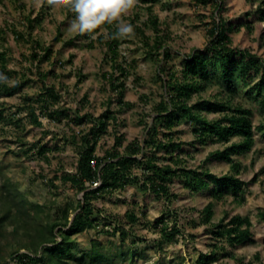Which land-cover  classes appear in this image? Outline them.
Here are the masks:
<instances>
[{
	"label": "rangeland",
	"instance_id": "rangeland-1",
	"mask_svg": "<svg viewBox=\"0 0 264 264\" xmlns=\"http://www.w3.org/2000/svg\"><path fill=\"white\" fill-rule=\"evenodd\" d=\"M220 1V15L228 23L240 26L238 30L228 32L232 45L249 48L264 57V21L255 12L260 0ZM21 2L25 5L15 0L0 1V30L3 31L0 34L4 36L0 39V50L6 52V66L13 70L9 81L20 84L15 93L0 95V107L4 111V118L0 120V182L8 179L9 184L31 203L44 205L42 218L58 217L65 207L71 219L79 202H82V191L70 182H63L59 176L75 170L78 149L71 142V136L78 135L80 130L91 124L90 121L79 122L77 115L89 112L98 116L109 108L117 116L118 131L114 130L112 122L108 124L106 132L98 140V154L113 145L114 136L118 133H123V143L133 138L142 140L144 122L152 121V105L164 92L157 76L159 61L146 51L139 35L118 37L116 62L122 63L128 71L123 99L130 103L121 106L117 102V92L104 77L113 68L110 52L103 43L108 37L107 28L102 26L88 38L80 36L68 42L78 33L69 30L75 14L70 13L67 7L53 8L47 0ZM152 11L163 31L168 32L166 42L171 57L167 59L166 66L175 70L179 69L184 55L206 44L207 22L213 16L218 18L213 5H201L196 0H157ZM29 12L32 17L43 14L32 35L43 46L51 47L48 59L41 58L42 51L34 48V41L27 34L25 15ZM123 19L139 25L145 34L154 35L144 3L137 0ZM33 52L38 53L37 58H33ZM43 73L47 75L43 76ZM119 73L120 70H114L115 75ZM44 81L53 85L60 95L50 109L61 110L51 118L47 111L36 107L41 123L35 124L23 109L24 100L26 97L35 99L44 92ZM217 90L218 85L211 82L201 95L214 96ZM141 95L144 96L142 99ZM196 98L194 95L192 100ZM232 99L252 109L254 144L250 150L232 155L241 163L238 176L246 181L242 185L244 199L238 202L230 193L213 199L208 190L190 194L179 179H174L170 186V192L177 195L169 199L141 190L135 184H127L93 200L95 211L100 210L105 215L103 218L108 231L101 229L104 221L100 220L98 227H88L71 235V251L75 255L84 254V260L79 264H195L199 252L209 251L214 244H224L229 255L218 251L210 264H241L246 261L264 264V218L259 216V211H264V109L260 107L258 98L240 89ZM34 104L38 106L41 102ZM207 114L209 117L220 116V113L211 111ZM175 130L178 131L175 136L180 140H193L188 121L182 120ZM236 139L185 143L182 156L190 166L204 165L212 172L228 173L232 171L228 162L215 157L206 160V157ZM40 146L45 147V152L40 151ZM163 154V149L158 150V155ZM209 200L214 202L213 224L236 213L248 215L254 241L230 244L225 238L214 236L210 225L200 218V210ZM129 212H133L137 219L132 220ZM162 217L163 222L159 221ZM163 223L168 225L166 231L162 230ZM114 225L118 227L113 229ZM173 225L180 231L171 237L167 232ZM2 241L0 254L8 260L10 251L19 242L11 245L6 239ZM94 251L103 254L104 258L92 260L89 254ZM257 252L259 256L256 258ZM76 263L68 258L66 263L44 261L39 264Z\"/></svg>",
	"mask_w": 264,
	"mask_h": 264
},
{
	"label": "trees",
	"instance_id": "trees-1",
	"mask_svg": "<svg viewBox=\"0 0 264 264\" xmlns=\"http://www.w3.org/2000/svg\"><path fill=\"white\" fill-rule=\"evenodd\" d=\"M2 1V0H0ZM23 6L21 0H15ZM157 0H138L144 3L148 12V21L152 25L154 35L151 37L134 23V33L141 37V43L151 57L159 61L157 76L164 88L159 100L152 105V121L144 122L145 135L142 140L133 138L123 143V133L115 134L114 143L110 148L104 149L102 154L96 153V146L100 136L106 132L110 122L116 131L118 126L117 116L109 108L100 115L92 113L77 115V120L90 121L86 129L79 134L71 136V142L77 146L78 157L74 172H63L59 177L63 182H70L82 191V202L69 218L68 209L62 208L61 215L51 218L41 217L44 205L31 203L16 187L9 184L4 178L0 182V245L2 239L8 240L11 245L19 242L10 251V259L0 254V264H39L66 263L68 258L77 263L84 260V254L75 255L71 251V235L79 233L88 227H98L101 221L102 230L107 222L102 211H95L93 200L124 188L127 184H135L141 190L151 191L155 196L167 199L176 196L170 192L174 179H179L188 193L208 190L213 199H220L230 193L233 199L241 202L244 199L242 185L246 183L238 174L241 163L233 158L250 150L254 144V126L252 122V109L240 103L233 102L232 96L239 89L258 98L259 105L264 109V57L251 51L249 48L233 46L228 32L238 30L239 25L228 23L220 15L222 3L220 0H196L201 5L211 4L216 10V17H211L206 27L207 42L203 47H195L182 58L179 69L167 68V59L171 57L166 39L168 32L160 27L159 19L152 11V5ZM68 8V7H67ZM70 13H73L68 8ZM260 20L264 21V0H260L255 9ZM42 13L31 16L25 15L28 31L27 34L34 41V48L42 51L41 58L48 59L52 53L49 46H43L40 40L33 37V29ZM107 28L108 37L104 44L110 52L113 66L112 72H107L104 77L111 87L117 92L119 105H130L123 99L125 77L128 71L122 63L116 62L119 38L115 24L103 25ZM250 29L249 24H246ZM100 29V28H99ZM91 34H76L68 42L80 36L90 37ZM3 33L2 30H0ZM60 34V30L57 31ZM18 35V33H17ZM0 39H4L0 34ZM33 58L38 57L33 52ZM114 70H120L119 75ZM11 69L6 66V52L0 50V95H11L19 90L18 82H10ZM47 73H43L46 76ZM218 85L214 96H202L201 93L211 83ZM254 82V84H252ZM252 84V85H250ZM44 92L35 98H25L24 110L31 121L40 124L36 107L47 111V115L54 118L60 113V108L50 109L59 100V93L53 85L43 82ZM197 95L195 100L193 96ZM144 96L141 95L140 99ZM34 102H41L38 106ZM220 113L219 117H209L207 112ZM4 118L3 108L0 107V120ZM182 120L190 123V133L193 140L186 142L175 135L178 133L175 126ZM263 128V126H261ZM118 131V130H117ZM231 141L222 149H216L208 154L211 157L225 160L230 164L231 172L218 174L212 172L204 165L190 166L182 156L185 143H206L207 141ZM119 146L122 148L120 149ZM163 149L164 154L158 155V150ZM40 151L45 152V147L40 146ZM95 165H91V159ZM264 169V165L262 170ZM139 171V172H138ZM100 179V184L92 187V182ZM255 179V178H252ZM97 213L93 216V214ZM214 213V202L209 200L200 210L203 223L210 225L214 236L226 239L230 244L253 242L251 220L248 215L233 214L228 218L222 217L213 224L211 218ZM132 220H136L133 212L128 213ZM259 216L264 218V211H259ZM103 219V220H102ZM227 219V220H226ZM164 218L159 221L163 222ZM118 225V224H117ZM114 225L112 228L116 229ZM118 227V226H117ZM168 225L163 223L162 230L166 231ZM112 229V230H113ZM111 230V229H110ZM180 231L176 225L170 228L168 235L174 237ZM123 233H126L123 230ZM218 251L229 255L224 244L216 245L207 252H199L195 264H210L217 256ZM92 260L104 258L98 251L89 254ZM258 252L254 257H258ZM133 259V253L130 252ZM250 261L241 264H250Z\"/></svg>",
	"mask_w": 264,
	"mask_h": 264
},
{
	"label": "clouds",
	"instance_id": "clouds-1",
	"mask_svg": "<svg viewBox=\"0 0 264 264\" xmlns=\"http://www.w3.org/2000/svg\"><path fill=\"white\" fill-rule=\"evenodd\" d=\"M137 0H47L53 8L68 7L75 14L69 30L78 34H91L105 24H115L120 38L131 37L133 26L123 16Z\"/></svg>",
	"mask_w": 264,
	"mask_h": 264
},
{
	"label": "built area",
	"instance_id": "built-area-1",
	"mask_svg": "<svg viewBox=\"0 0 264 264\" xmlns=\"http://www.w3.org/2000/svg\"><path fill=\"white\" fill-rule=\"evenodd\" d=\"M91 165L92 166H94L95 165V159L93 158V159H91ZM100 184V179H97V180H95V181H93L92 182V187H96V186H98Z\"/></svg>",
	"mask_w": 264,
	"mask_h": 264
}]
</instances>
